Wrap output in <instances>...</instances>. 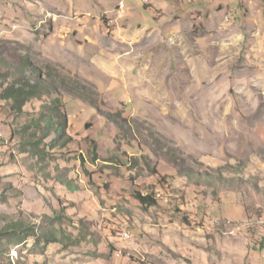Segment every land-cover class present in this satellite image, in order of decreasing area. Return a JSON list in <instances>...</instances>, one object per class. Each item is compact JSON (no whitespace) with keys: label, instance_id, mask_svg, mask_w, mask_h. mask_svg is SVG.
I'll return each mask as SVG.
<instances>
[{"label":"rangeland","instance_id":"rangeland-1","mask_svg":"<svg viewBox=\"0 0 264 264\" xmlns=\"http://www.w3.org/2000/svg\"><path fill=\"white\" fill-rule=\"evenodd\" d=\"M118 3L0 0V264H264V0Z\"/></svg>","mask_w":264,"mask_h":264},{"label":"trees","instance_id":"trees-1","mask_svg":"<svg viewBox=\"0 0 264 264\" xmlns=\"http://www.w3.org/2000/svg\"><path fill=\"white\" fill-rule=\"evenodd\" d=\"M24 64L25 67H27L28 70L32 73L33 82L30 83L25 81L23 84H18V82L14 81L13 84L5 88L1 94V97L5 99L6 98L12 99V101L17 105V108H22L27 101H29L32 98H36L39 95V93L42 91H48L51 86L47 84V82L41 76H39L38 72L36 73V69H34L32 66L29 68L30 66L29 62H24ZM43 93L44 92H42L41 94ZM43 121H44L43 123H45L48 127L52 128V130L56 133V138L50 140V144L54 146L55 143L59 139H61V137H63V135L65 134V124L56 122L54 119L51 118L45 119ZM62 183L64 184V182ZM64 185L67 188L70 187L69 183L65 182ZM135 199L139 201L141 204L149 207L155 206L157 203L156 199L151 194L142 195L141 193L137 192L135 194ZM21 231H23V224L19 222H12L8 224L7 229L1 230V233H3L4 236L8 235L20 241H22L25 237L28 236H35L37 239L41 237L45 239L46 243L59 241V239L55 236L54 232L51 231H45V232L41 231L36 233L33 228L31 229L25 228L22 234L23 237L20 235Z\"/></svg>","mask_w":264,"mask_h":264},{"label":"built area","instance_id":"built-area-1","mask_svg":"<svg viewBox=\"0 0 264 264\" xmlns=\"http://www.w3.org/2000/svg\"><path fill=\"white\" fill-rule=\"evenodd\" d=\"M125 1H126V0H119L118 5L122 7V6L124 5ZM149 1H150V0H149ZM258 222H263V221L259 219Z\"/></svg>","mask_w":264,"mask_h":264},{"label":"bare ground","instance_id":"bare-ground-1","mask_svg":"<svg viewBox=\"0 0 264 264\" xmlns=\"http://www.w3.org/2000/svg\"><path fill=\"white\" fill-rule=\"evenodd\" d=\"M134 1L140 2V3H148L149 2V0H134Z\"/></svg>","mask_w":264,"mask_h":264},{"label":"crops","instance_id":"crops-1","mask_svg":"<svg viewBox=\"0 0 264 264\" xmlns=\"http://www.w3.org/2000/svg\"><path fill=\"white\" fill-rule=\"evenodd\" d=\"M154 3V2H153ZM158 4H159V2H158Z\"/></svg>","mask_w":264,"mask_h":264}]
</instances>
